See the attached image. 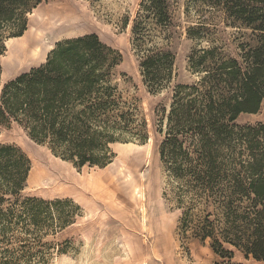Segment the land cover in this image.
Here are the masks:
<instances>
[{
  "label": "trees",
  "instance_id": "16d2710c",
  "mask_svg": "<svg viewBox=\"0 0 264 264\" xmlns=\"http://www.w3.org/2000/svg\"><path fill=\"white\" fill-rule=\"evenodd\" d=\"M42 0H0V41L14 24V37L26 30V13ZM171 0H143L132 27L144 83L152 90L172 81L176 56L160 50L156 29L168 28ZM225 3L243 40L237 56L202 48L190 56L198 82L175 87L159 151L175 201L182 209L185 238L210 240L221 264L234 249L246 259L264 260V123H237L264 101V0H212ZM234 22V23H235ZM203 26V25H199ZM191 32V28H188ZM119 53L96 33L57 42L46 62L8 81L0 95V126L17 122L29 135L78 166H107L110 146L146 140V120L118 96L111 81ZM30 159L11 144H0V264L30 252L31 239L72 221L59 214L60 199L20 197ZM38 239V240H39ZM220 264V263H216Z\"/></svg>",
  "mask_w": 264,
  "mask_h": 264
},
{
  "label": "rangeland",
  "instance_id": "374dc122",
  "mask_svg": "<svg viewBox=\"0 0 264 264\" xmlns=\"http://www.w3.org/2000/svg\"><path fill=\"white\" fill-rule=\"evenodd\" d=\"M143 0H42L32 1L26 13V30L34 26L36 15L54 3L77 5L84 9L85 22L68 33H45L39 43L46 55L43 62L7 70L6 57L15 45L11 41L14 24L3 31L0 41V95L4 85L19 74L46 62L57 42L96 33L102 42L120 55L111 81L120 100L136 105L146 120L148 138L112 144V162L107 166H78L56 154L47 144L33 139L17 122L0 126V144H11L30 159L31 169L20 197L66 201L59 214L72 222L48 230L41 239H31L27 256L17 257L27 264H216L228 261L211 247L210 240L183 237L182 209L167 178L159 147L165 137L167 116L175 87L198 82L206 72L190 66V56L202 48L218 46V52L237 56L243 40L238 21L229 15L225 3L212 0H171L172 24L158 27L155 42L160 50L176 56L172 81L165 88L152 90L143 80L140 59L133 44L132 27ZM76 6V7H77ZM235 22V23H234ZM203 25V26H199ZM191 28V32H188ZM18 37V36H17ZM52 46V48H50ZM237 123H264V101L255 113H242ZM60 173L61 181L46 178ZM120 171V172H119ZM131 174V175H130ZM130 176V177H129ZM53 178V177H52ZM233 262L264 264L246 259L234 249Z\"/></svg>",
  "mask_w": 264,
  "mask_h": 264
},
{
  "label": "bare ground",
  "instance_id": "6f19581e",
  "mask_svg": "<svg viewBox=\"0 0 264 264\" xmlns=\"http://www.w3.org/2000/svg\"><path fill=\"white\" fill-rule=\"evenodd\" d=\"M76 6L54 3L35 14L36 24L30 28L29 32L26 31L23 35L11 39L16 43L7 53V70L12 73L21 67L38 61L43 62L46 52H44L39 41L45 33H68L82 26L85 22L86 13L84 9ZM46 175H49L46 178H50L54 183L61 179L60 173L53 171L46 173Z\"/></svg>",
  "mask_w": 264,
  "mask_h": 264
}]
</instances>
